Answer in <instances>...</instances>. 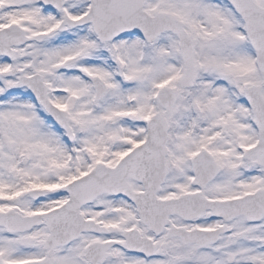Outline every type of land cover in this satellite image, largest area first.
Listing matches in <instances>:
<instances>
[{
	"label": "snow or ice",
	"instance_id": "6c2138e0",
	"mask_svg": "<svg viewBox=\"0 0 264 264\" xmlns=\"http://www.w3.org/2000/svg\"><path fill=\"white\" fill-rule=\"evenodd\" d=\"M0 264H264V0H0Z\"/></svg>",
	"mask_w": 264,
	"mask_h": 264
}]
</instances>
